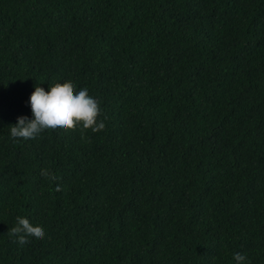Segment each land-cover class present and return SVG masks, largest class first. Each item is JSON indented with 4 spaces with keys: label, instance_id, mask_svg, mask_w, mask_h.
Instances as JSON below:
<instances>
[{
    "label": "trees",
    "instance_id": "16d2710c",
    "mask_svg": "<svg viewBox=\"0 0 264 264\" xmlns=\"http://www.w3.org/2000/svg\"><path fill=\"white\" fill-rule=\"evenodd\" d=\"M68 81L104 130L10 136ZM237 253L264 264V0H0V264Z\"/></svg>",
    "mask_w": 264,
    "mask_h": 264
},
{
    "label": "clouds",
    "instance_id": "9594fccd",
    "mask_svg": "<svg viewBox=\"0 0 264 264\" xmlns=\"http://www.w3.org/2000/svg\"><path fill=\"white\" fill-rule=\"evenodd\" d=\"M32 118L21 116L14 126H9L10 136L14 139H35L45 131H83L93 133L104 130L105 123L100 119L99 101L90 96L86 88L77 91L71 82L55 83L45 91L37 86L29 97ZM41 175L55 181L57 178L47 169ZM56 191H61L59 185ZM16 226L10 229L9 235L17 237L20 245L28 244V237L43 239L45 232L40 226H33L27 218L17 217ZM237 264H246V257L235 254Z\"/></svg>",
    "mask_w": 264,
    "mask_h": 264
}]
</instances>
